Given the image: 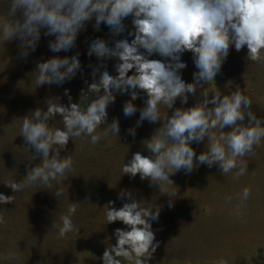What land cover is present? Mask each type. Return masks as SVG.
I'll return each mask as SVG.
<instances>
[{
	"label": "clouds",
	"instance_id": "clouds-1",
	"mask_svg": "<svg viewBox=\"0 0 264 264\" xmlns=\"http://www.w3.org/2000/svg\"><path fill=\"white\" fill-rule=\"evenodd\" d=\"M17 12L21 13L20 18H15ZM129 16L133 18V31L128 33L134 36L131 42L125 38L109 47L107 41L97 38L88 48L89 56L117 58L120 63L115 65L118 73L115 76L107 70L100 72V68L93 70V82L82 95L86 94L88 99V95L94 93L96 98L88 102L86 109L72 103L65 90L69 106L48 100L46 111L37 108L22 118L20 136L42 157V162L30 168L20 182L6 183L14 193L37 185L51 188L52 181H59L66 172L72 171L71 155L60 157V150L70 138L89 136L90 143L95 145L110 133L118 136L117 119L100 131V125L107 120L106 109L115 101V92L124 94L131 90V98L123 106L126 117L137 111L133 103L139 96L136 90L146 93L145 106L140 109L136 126L144 120L156 123L162 120L161 106L173 109L178 98L182 104H187L188 94L196 95L198 88L214 81L231 46L234 45L237 52L246 46L247 59L256 63L261 62L264 53V0H10L6 14L0 16V34L4 42L14 38L21 41L22 57H27L29 50H35L42 29L46 30L45 36L55 37L49 42L51 51L67 52L75 47L85 22L94 18L95 30L99 31L103 22L113 35H120L126 28L123 21ZM186 51L192 52L198 69L192 83H186L180 74V70L187 67L181 61ZM153 54L164 60L149 59ZM78 56L79 53L71 57L56 56L39 62L32 73L36 85H62L74 78L81 68ZM133 69L134 73L128 75ZM206 89L202 91V102L189 108H175L170 117L167 115L163 126L144 141L152 155L134 153L131 160L123 164V174L133 178L139 174L141 180H150V186L158 185L161 194L167 193L168 186L173 185L170 175L181 169L190 174L199 165H218L222 174L236 170L235 178L245 175L248 165L242 158L253 155L255 147L260 145L264 138V121L252 111L251 100L243 94L246 89L237 88L223 96L216 91L211 99ZM57 114L62 117L63 129L49 126L48 122ZM226 127L231 131H222ZM217 128L220 130L218 137L212 132ZM128 131L135 135V128ZM205 137L207 148L197 156L190 145L202 142ZM126 194L130 203H124L119 209L112 207V201L105 206L108 223L121 221L130 230L115 229L117 242L103 252V264H122L120 258L135 259V264H148L158 247L150 221L159 219L161 206L137 201L131 197V192L123 190L119 197ZM54 195L59 198L63 191L58 189ZM249 195L250 189L245 188L240 194L241 201H246ZM14 196L0 194V204L13 203ZM227 199L230 201L231 197ZM77 204L70 203L67 215L61 217L59 237L78 231L71 219ZM168 206L172 207L171 199ZM0 223H5L3 216H0ZM16 258L15 253L5 257ZM218 264H226V261L221 259Z\"/></svg>",
	"mask_w": 264,
	"mask_h": 264
},
{
	"label": "rangeland",
	"instance_id": "rangeland-1",
	"mask_svg": "<svg viewBox=\"0 0 264 264\" xmlns=\"http://www.w3.org/2000/svg\"><path fill=\"white\" fill-rule=\"evenodd\" d=\"M9 3L10 0H0V16L6 14ZM20 17L21 13L17 12L15 18ZM94 24V18L85 22L75 47L58 53L49 48V42L55 37L45 36L46 30L42 29L37 47L34 51L29 50L27 57L20 56L21 41L18 38L4 42L0 34V194L15 195L13 203L0 204V216L5 220L0 223V264H103V252L117 242L115 229L130 230L121 221L108 223L106 219L105 206L110 201L116 209L131 202L127 194L119 197L122 190L131 192V197L137 201L161 206L159 219L150 221L154 243H158V247L148 264H218L221 259L226 264L259 263V256L264 254V138L255 147L253 155L242 158L248 165L245 175L235 178L236 170L222 174L218 165H199L190 174L181 169L170 175L173 185L168 186L167 193L161 194L158 185L150 186V180H141L139 174L134 178L123 174L122 166L136 152L152 155L144 141L163 126V120L167 115L170 117L173 110L161 114L162 120L156 123L144 120L137 127L140 114L126 117L118 110L120 102L115 93V101L106 109L107 120L100 125V131L117 119L118 136L110 133L95 145L90 143L89 136L70 138L66 147L60 150V157L71 155L73 169L61 180L52 181L51 188L37 185L14 193L6 185L20 182L30 168L42 162V157L20 136L22 118L37 108L46 111L48 100L69 106L65 90L72 103L86 109L88 102L96 98L94 93H90L88 99L86 94L82 95L93 82V70L100 68V72L107 70L114 76V58L88 55L91 42L99 38L94 32ZM104 29L102 22L99 31H95L103 35ZM247 52L246 46L239 52L231 46L214 81L198 88L196 95L191 97L190 106L182 107L189 108L202 102L205 88L209 99L216 91L223 96L237 88L246 89L243 94L251 100L252 111L264 121V53L261 62L256 63L247 59ZM77 53L81 68L74 78L62 85H36L32 73L39 62ZM142 98L139 93L135 101ZM209 107L213 105L209 104ZM48 123L50 127L63 129L59 114ZM131 128H135V135L129 133ZM222 131L228 132L231 128ZM212 132L217 137L220 134L218 128ZM190 146L198 156L207 148V137ZM257 184L259 187L252 186ZM245 188L250 189L249 201H257H241L239 195ZM58 189L63 191L59 198L54 195ZM228 197H231L230 201ZM170 199L172 207L168 206ZM257 202L261 209L256 208ZM70 203H78L71 216L78 231L59 237L61 217L67 215ZM9 253H15L17 258L5 259ZM120 259L122 264H135V259Z\"/></svg>",
	"mask_w": 264,
	"mask_h": 264
},
{
	"label": "crops",
	"instance_id": "crops-1",
	"mask_svg": "<svg viewBox=\"0 0 264 264\" xmlns=\"http://www.w3.org/2000/svg\"><path fill=\"white\" fill-rule=\"evenodd\" d=\"M132 16H129L127 17L123 23L126 25V28H125V31L120 34V35H113L110 31V28L104 23V26H105V29H104V32H103V35L102 33H98L97 31L94 30L95 34L100 38V39H104L105 41H107L108 43V46L109 47H114V44L117 40H121V39H128L129 42H131L132 39H134V36H130L128 35V33L130 31H133V25H132ZM95 38V37H94ZM96 39V38H95ZM141 52H144L143 49H140ZM146 54V53H145ZM149 59H157V60H164L163 57L159 56L158 54H153L152 56L148 57ZM115 60V64H118L120 63V61L117 59V58H114ZM181 61L186 63L187 67L185 69H182L180 70V74H181V78L186 82V83H192L194 82V77H193V74L195 72L198 71V69L195 67V64H194V61H193V54L192 52L190 51H186L185 53L182 54L181 56ZM170 62V61H168ZM134 73V69L133 70H130L128 75H132ZM115 75H118L116 69H115ZM131 92V90H130ZM130 92L129 93H124V94H121L119 92H115L116 93V96L117 98L119 99L118 101L120 102V106L118 108V110H122L123 111V106L124 104L130 100ZM138 92L141 94V96L143 97L142 100L140 101H133V103L136 105L137 107V111L135 113H138L140 114V109H142L145 104V100L147 99V95L146 93H144L143 91L139 90L138 89ZM191 97H192V94H188V102L187 104H182L181 103V100H177L175 105L173 106V109H166L165 107L161 106L160 108V113L161 114H164V113H169L171 112L172 110L174 111L175 108H178V107H182V106H190V100H191ZM179 99V98H178ZM242 185H246V184H243ZM259 184L257 185H252V186H258ZM251 186V185H250ZM259 187V186H258ZM240 196V195H239ZM249 201V199H248ZM257 201V199H250L249 202H255ZM258 203V207L256 206V208H260L261 209V204L259 202ZM245 204V202L243 203ZM262 249L264 250V245L262 247ZM259 263L256 262L255 264H264V254L259 256ZM253 263V262H252Z\"/></svg>",
	"mask_w": 264,
	"mask_h": 264
}]
</instances>
